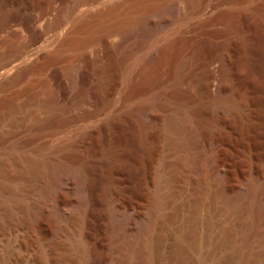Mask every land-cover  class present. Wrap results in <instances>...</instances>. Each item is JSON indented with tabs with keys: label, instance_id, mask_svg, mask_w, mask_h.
Returning a JSON list of instances; mask_svg holds the SVG:
<instances>
[{
	"label": "rangeland",
	"instance_id": "374dc122",
	"mask_svg": "<svg viewBox=\"0 0 264 264\" xmlns=\"http://www.w3.org/2000/svg\"><path fill=\"white\" fill-rule=\"evenodd\" d=\"M132 2L0 0V264H264V0Z\"/></svg>",
	"mask_w": 264,
	"mask_h": 264
},
{
	"label": "bare ground",
	"instance_id": "6f19581e",
	"mask_svg": "<svg viewBox=\"0 0 264 264\" xmlns=\"http://www.w3.org/2000/svg\"><path fill=\"white\" fill-rule=\"evenodd\" d=\"M134 2V8L132 10H135V11H141L142 9H144L146 6H149L150 4H152L155 0H133ZM189 2V1H188ZM130 13V12H129ZM135 13V12H134ZM139 14V12H137ZM137 14V15H138ZM129 16V15H128ZM132 16V15H131ZM141 16V15H140ZM126 17V16H125ZM165 17V16H164ZM128 18V17H127ZM132 20L130 21L131 24L129 25L130 26V34L133 32H138V29L137 28H142V30L145 32L144 34H152L153 31H155V29L157 28L156 26H152L151 24L149 25V22L147 20H143L142 18H136V14L135 16H132L130 17ZM129 18V19H130ZM122 20L124 18H121ZM124 20H127V19H124ZM165 21V20H164ZM129 22V23H130ZM128 23V22H127ZM162 24V23H160ZM168 24V23H167ZM58 25V24H57ZM68 27V26H67ZM53 29V28H52ZM137 29V30H136ZM142 30H140L141 32H143ZM59 32V31H58ZM68 33V28L65 29V27L59 32V33ZM128 32V31H127ZM135 32V33H136ZM139 33V32H138ZM165 34V33H164ZM63 35V34H62ZM138 35V34H137ZM163 35V34H162ZM58 36V34H57ZM131 36V35H130ZM134 36V35H133ZM56 37V36H55ZM165 37V36H164ZM130 39V38H129ZM142 39V38H141ZM150 40V39H149ZM141 41V40H140ZM139 42V41H138ZM161 42V41H160ZM149 43V42H148ZM156 45V44H155ZM150 47V46H149ZM153 47V46H152ZM157 47V45H156ZM147 49H148V46H147ZM129 50V49H127ZM155 52V51H154ZM149 53V52H148ZM152 55V54H151ZM14 56V55H13ZM147 56V55H146ZM216 58V57H215ZM15 60V56L12 57V58H9V59H5L3 61L0 62V89L2 87H4L5 85H7L8 83L12 82L16 75L19 74L18 71L22 65V62H14ZM140 60V59H139ZM212 63V62H211ZM215 63V62H214ZM26 64V63H25ZM209 64V63H208ZM220 64V63H219ZM211 66V65H210ZM214 66V65H213ZM130 67V66H129ZM208 67V66H207ZM214 68V67H213ZM101 70V69H100ZM211 71V69H210ZM209 74V73H208ZM217 78V77H216ZM207 79V78H206ZM125 80V79H124ZM205 80V79H204ZM212 80V79H211ZM202 81V80H201ZM212 82V81H211ZM210 82V83H211ZM209 83V84H210ZM214 83V82H212ZM211 83V84H212ZM217 83V82H216ZM214 83V84H216ZM213 84V85H214ZM200 86V85H199ZM209 85L207 84V87ZM217 85H214L212 87L216 88ZM203 86H201L202 88ZM205 87V85H204ZM203 87V88H204ZM206 87V88H207ZM211 87V88H212ZM226 87V86H225ZM214 88L212 89V91L215 93L216 90H214ZM205 89V88H204ZM208 89V88H207ZM203 90V89H202ZM209 90V89H208ZM207 90V91H208ZM206 91V89H205ZM205 91L203 92L205 94ZM210 92V95L212 96L211 94V90H209ZM209 92H206L209 94ZM235 93V92H234ZM207 94V96H208ZM217 94V93H215ZM199 95V94H198ZM214 95V94H213ZM235 95V94H234ZM240 95V94H239ZM201 95H199L200 97ZM203 96V94H202ZM206 95L204 96L207 97ZM150 97V96H149ZM209 97V96H208ZM239 97V96H238ZM202 98V97H200ZM154 99V98H153ZM209 100H211V97L208 98ZM207 99V100H208ZM160 100V99H159ZM196 103V102H195ZM204 103V101H203ZM228 103H230L229 101L226 100V98L222 95V94H217L216 97L214 98V100L212 101L211 103V110H212V116L203 121V132L205 133V139H206V142H207V145H208V149H210L209 151V162L213 165H215L217 171H219V173L223 170V166L221 164V160H220V157L218 155V151H217V147L219 146V142L221 141L222 137H223V118H222V115L223 113L226 111V109L228 108ZM207 104V103H205ZM242 104V103H241ZM198 105V104H197ZM242 106V105H241ZM244 106V105H243ZM202 105L199 107L201 109ZM145 108V107H144ZM133 109V108H132ZM205 109V108H204ZM181 110V109H180ZM199 110V109H198ZM203 111V110H201ZM208 112V110H206ZM144 112V110H143ZM146 112V111H145ZM198 112V111H197ZM200 112V111H199ZM198 112V114H199ZM210 112V111H209ZM233 112V111H232ZM235 113V112H234ZM242 113V112H241ZM149 114V113H148ZM202 115H203V112H202ZM207 115V114H206ZM210 115V114H209ZM225 115V114H224ZM237 116V115H236ZM200 117V116H199ZM207 118V117H206ZM236 118V117H235ZM240 118V117H239ZM238 118V119H239ZM150 120V118H149ZM202 120V119H201ZM178 122V120H177ZM181 122V121H179ZM182 123V122H181ZM173 125V124H172ZM180 125V124H179ZM180 128V127H179ZM175 129V128H174ZM173 130V129H172ZM63 132V131H62ZM69 133V132H68ZM63 136V135H62ZM60 137V136H59ZM67 140V139H66ZM181 143V142H180ZM58 145V144H57ZM206 147V146H205ZM185 158V157H184ZM31 162H35L33 164H38V161H31ZM183 162V161H182ZM73 164V163H72ZM75 164V163H74ZM189 164V163H188ZM32 166V165H31ZM35 167V166H34ZM68 167V166H67ZM203 167V166H202ZM188 168V167H187ZM56 171V170H55ZM66 171V175H70L72 177H74L79 183L82 182L83 180V175L81 173V171L79 169H77L76 167L75 168H66V167H60L57 169V172L59 174H63L65 173ZM179 171V170H178ZM64 175V176H66ZM220 177V176H219ZM175 178V177H174ZM218 178V176H217ZM178 180V179H177ZM220 180V179H219ZM74 185V184H73ZM181 186V185H180ZM70 187V186H69ZM50 191V190H49ZM83 191V190H82ZM77 192V191H76ZM226 193V192H225ZM79 194V193H78ZM197 196V195H196ZM200 196V195H199ZM197 196V198L199 197ZM79 198V197H78ZM82 198V197H81ZM199 199V198H198ZM252 205V204H251ZM46 208V207H45ZM50 209V208H49ZM122 210V209H121ZM54 212V211H53ZM120 212V211H119ZM50 213V211H49ZM52 213V212H51ZM115 214V213H114ZM49 217V216H48ZM115 217L117 219V222L119 223V226L122 227L123 229H125L127 231V229L130 228V225H131V219H128V217L125 215V214H121V213H118L116 212L115 214ZM78 221V220H77ZM130 237V236H129ZM132 237V236H131ZM137 238V237H136ZM129 239V238H128ZM131 239V238H130ZM135 239V238H134ZM133 239V240H134ZM129 241V240H128ZM131 241V240H130ZM94 257V256H93ZM98 261V260H97ZM100 261V260H99Z\"/></svg>",
	"mask_w": 264,
	"mask_h": 264
}]
</instances>
